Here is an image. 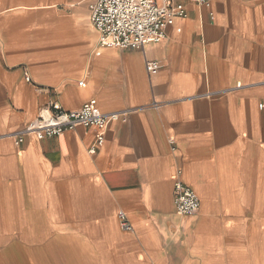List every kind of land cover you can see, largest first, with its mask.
I'll return each instance as SVG.
<instances>
[{
	"label": "crops",
	"instance_id": "0c3cea01",
	"mask_svg": "<svg viewBox=\"0 0 264 264\" xmlns=\"http://www.w3.org/2000/svg\"><path fill=\"white\" fill-rule=\"evenodd\" d=\"M48 1L0 0V264H264V0H178L187 16L143 50L99 45L95 0ZM71 31L86 42L50 47ZM91 99L118 114L95 153L97 127L17 145L51 102Z\"/></svg>",
	"mask_w": 264,
	"mask_h": 264
},
{
	"label": "built area",
	"instance_id": "2783aa9c",
	"mask_svg": "<svg viewBox=\"0 0 264 264\" xmlns=\"http://www.w3.org/2000/svg\"><path fill=\"white\" fill-rule=\"evenodd\" d=\"M206 3L209 5L208 1ZM90 10L91 23L100 35L99 45L122 50H143L149 44L162 42L167 37L168 27L177 18L187 16L185 5L178 0H95ZM146 66L151 73L161 68L159 61H148ZM26 77L31 81L29 75ZM263 106L260 104L261 108ZM117 119L116 113H103L95 99L73 111L64 109L59 102L54 101L22 133L15 135L16 143L22 145L29 134L43 139L60 136L79 126L97 127L99 133L90 147V152L95 153L105 140L108 126ZM174 202L180 215L193 216L200 211L198 194L179 176L174 184ZM120 219L124 229L132 228L125 213H120Z\"/></svg>",
	"mask_w": 264,
	"mask_h": 264
},
{
	"label": "rangeland",
	"instance_id": "374dc122",
	"mask_svg": "<svg viewBox=\"0 0 264 264\" xmlns=\"http://www.w3.org/2000/svg\"><path fill=\"white\" fill-rule=\"evenodd\" d=\"M48 1V0H47ZM53 0H49L48 2H51ZM71 2H75L74 0H60L59 3H57V14L61 15V14H66V13H71L72 12V8L69 6ZM4 4H6L3 1ZM33 3V0H11V4H14V6H16L17 8H23L21 6L24 5H28ZM15 11H23V10H15ZM13 13V11L11 12ZM40 13H35L34 16L39 15ZM9 15V13L7 14ZM31 18V16H16L15 18H12L13 20V25L15 27H17V31L19 29V27L21 25H24L23 23L26 21H29ZM2 25V17H0V26ZM6 35L4 33L1 32L0 30V41H4L5 40ZM86 42V39H83L79 33H77L76 31H71L69 34L66 35L65 37V41L62 44H54V45H50V47H57V46H64L66 48H70L73 47L74 45H81L84 44Z\"/></svg>",
	"mask_w": 264,
	"mask_h": 264
},
{
	"label": "bare ground",
	"instance_id": "6f19581e",
	"mask_svg": "<svg viewBox=\"0 0 264 264\" xmlns=\"http://www.w3.org/2000/svg\"><path fill=\"white\" fill-rule=\"evenodd\" d=\"M92 24V23H91ZM93 25V24H92Z\"/></svg>",
	"mask_w": 264,
	"mask_h": 264
}]
</instances>
